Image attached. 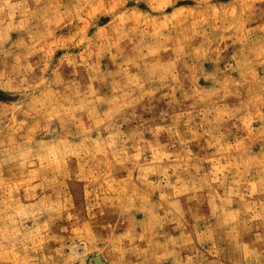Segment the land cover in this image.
Returning a JSON list of instances; mask_svg holds the SVG:
<instances>
[{"label":"rangeland","instance_id":"obj_1","mask_svg":"<svg viewBox=\"0 0 264 264\" xmlns=\"http://www.w3.org/2000/svg\"><path fill=\"white\" fill-rule=\"evenodd\" d=\"M99 263L264 264V0H0V264Z\"/></svg>","mask_w":264,"mask_h":264},{"label":"bare ground","instance_id":"obj_2","mask_svg":"<svg viewBox=\"0 0 264 264\" xmlns=\"http://www.w3.org/2000/svg\"><path fill=\"white\" fill-rule=\"evenodd\" d=\"M97 262V261H96ZM100 264V263H99Z\"/></svg>","mask_w":264,"mask_h":264}]
</instances>
